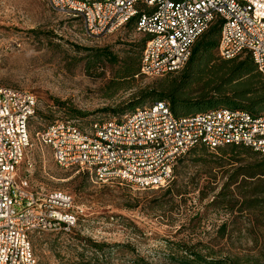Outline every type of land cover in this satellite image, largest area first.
I'll list each match as a JSON object with an SVG mask.
<instances>
[{"label": "rangeland", "instance_id": "374dc122", "mask_svg": "<svg viewBox=\"0 0 264 264\" xmlns=\"http://www.w3.org/2000/svg\"><path fill=\"white\" fill-rule=\"evenodd\" d=\"M142 39L131 27L90 36L79 18L57 13L48 0H0V85L26 90L37 100L28 124L31 146L17 168L15 185L26 179L28 192H66L84 214L73 233L32 235L37 264H178L170 256L178 254L176 242L212 249L218 256L262 257L264 208L240 212L238 204L230 210L232 202L208 206L231 175L260 156L233 158L229 147L197 148L177 162L168 185L141 191L126 183L99 185L85 173L58 167L50 147L35 137L60 120L82 127L122 120L133 108L155 102L151 93L162 82L178 81L177 73L119 78L125 64L137 66ZM100 51L111 53L114 61L112 56L95 60ZM203 83L182 86L179 99L197 97ZM92 243L106 246L96 252Z\"/></svg>", "mask_w": 264, "mask_h": 264}, {"label": "built area", "instance_id": "2783aa9c", "mask_svg": "<svg viewBox=\"0 0 264 264\" xmlns=\"http://www.w3.org/2000/svg\"><path fill=\"white\" fill-rule=\"evenodd\" d=\"M57 13L77 17L93 37L112 34L135 20L145 38L139 76L181 70L195 41L219 25L217 56H248L264 76V0H48ZM35 96L0 85V264H37L34 233H72L83 210L61 191L30 189L18 166L31 146L28 124ZM52 150L56 165L85 173L94 183H126L136 190L169 184L177 162L197 147L215 151L245 147L264 156V111L210 109L175 116L165 101L135 108L122 120L102 119L85 127L55 121L34 134Z\"/></svg>", "mask_w": 264, "mask_h": 264}, {"label": "trees", "instance_id": "16d2710c", "mask_svg": "<svg viewBox=\"0 0 264 264\" xmlns=\"http://www.w3.org/2000/svg\"><path fill=\"white\" fill-rule=\"evenodd\" d=\"M125 27L135 30V20L133 19ZM219 30L218 24L212 25L193 44L191 55L185 66L179 71L166 74L177 73L178 81L162 82L158 89L152 91L151 95L154 101L167 100L175 116H187L222 107L231 110H244L253 115L264 111V76L257 71L248 56H243L244 58L241 60L239 58L242 56L231 60H222L217 56ZM144 43L145 38L143 37L137 66L133 61L129 65L125 64L119 78L134 79L139 77V63ZM102 56L108 58L112 54L107 51L97 52L95 60ZM112 60L114 61L113 56ZM199 80L204 83L202 92L197 97L179 99L178 91L182 86ZM115 86L119 88L118 84ZM191 109L197 111H191ZM75 114L81 115L80 113ZM228 147L233 158L241 154L260 156L261 158L231 175L228 181L222 185L221 191L214 195L208 203V206L227 207V204L232 202L230 210H233L237 204L241 207H238L240 212L262 210L264 208V156L249 148ZM238 177H241L239 183L236 181ZM232 186L234 187L231 188ZM166 192L172 194L173 190L168 187ZM176 194L182 195L178 190ZM221 227L224 228L223 225ZM172 245L178 254L172 253L170 256L178 264H264V255L255 259L248 257L241 259V257L230 253L218 256L212 249L206 248V251H202L196 249L194 245L181 242L172 243ZM105 246V244L92 243L91 248L100 252Z\"/></svg>", "mask_w": 264, "mask_h": 264}]
</instances>
